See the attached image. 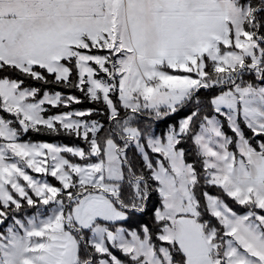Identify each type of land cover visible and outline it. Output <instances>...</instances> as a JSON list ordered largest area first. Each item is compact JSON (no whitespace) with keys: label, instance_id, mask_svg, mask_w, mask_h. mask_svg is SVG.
<instances>
[{"label":"snow or ice","instance_id":"obj_1","mask_svg":"<svg viewBox=\"0 0 264 264\" xmlns=\"http://www.w3.org/2000/svg\"><path fill=\"white\" fill-rule=\"evenodd\" d=\"M0 264H264V0H0Z\"/></svg>","mask_w":264,"mask_h":264},{"label":"trees","instance_id":"obj_2","mask_svg":"<svg viewBox=\"0 0 264 264\" xmlns=\"http://www.w3.org/2000/svg\"><path fill=\"white\" fill-rule=\"evenodd\" d=\"M78 107H89V105L88 104H84V105L78 106ZM175 119H178V117L171 118V120H175ZM39 139L49 140V141H52V142H62V143H74L75 142V141H73V140H71L70 138H67V137H59V138H57V137L42 136V137H39Z\"/></svg>","mask_w":264,"mask_h":264}]
</instances>
